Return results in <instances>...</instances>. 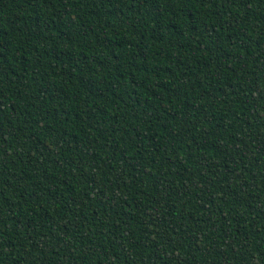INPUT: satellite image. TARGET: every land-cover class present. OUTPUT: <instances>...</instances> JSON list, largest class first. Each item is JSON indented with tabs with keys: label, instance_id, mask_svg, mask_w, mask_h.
Wrapping results in <instances>:
<instances>
[{
	"label": "trees",
	"instance_id": "trees-1",
	"mask_svg": "<svg viewBox=\"0 0 264 264\" xmlns=\"http://www.w3.org/2000/svg\"><path fill=\"white\" fill-rule=\"evenodd\" d=\"M0 264H264V0H0Z\"/></svg>",
	"mask_w": 264,
	"mask_h": 264
}]
</instances>
